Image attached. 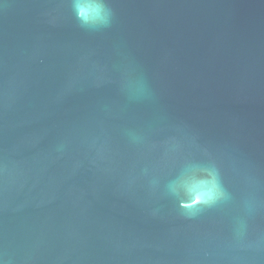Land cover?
Listing matches in <instances>:
<instances>
[{"label":"water","instance_id":"1","mask_svg":"<svg viewBox=\"0 0 264 264\" xmlns=\"http://www.w3.org/2000/svg\"><path fill=\"white\" fill-rule=\"evenodd\" d=\"M74 3L0 0V264H264V0Z\"/></svg>","mask_w":264,"mask_h":264},{"label":"clouds","instance_id":"2","mask_svg":"<svg viewBox=\"0 0 264 264\" xmlns=\"http://www.w3.org/2000/svg\"><path fill=\"white\" fill-rule=\"evenodd\" d=\"M74 7L78 18L84 24L106 25L110 21L111 11L107 8L104 0H75ZM224 197L225 193L218 180H214L210 187L193 193V198L197 203L203 205H212Z\"/></svg>","mask_w":264,"mask_h":264}]
</instances>
